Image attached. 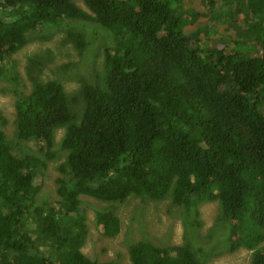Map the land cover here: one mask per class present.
I'll return each instance as SVG.
<instances>
[{
	"label": "trees",
	"instance_id": "obj_1",
	"mask_svg": "<svg viewBox=\"0 0 264 264\" xmlns=\"http://www.w3.org/2000/svg\"><path fill=\"white\" fill-rule=\"evenodd\" d=\"M186 1L83 0L88 13L73 0H0V11L30 8L24 19H0V72L43 27L80 20L115 38L98 82L73 99L58 81L32 78V93L17 100L16 136L35 142L46 159L15 155L0 131V264H116L83 253L81 196L107 203L169 197L189 213L218 202L230 251H252V264H264V0H220L229 9L218 11L239 15L245 2L263 34L256 57L238 50L248 41L231 38L221 50L195 47L183 30ZM67 36L78 50L88 45L81 32ZM57 147L67 154L60 200L40 205L37 179ZM96 224L108 238L121 232L112 212L97 213ZM129 254L131 264H202L188 245L136 242Z\"/></svg>",
	"mask_w": 264,
	"mask_h": 264
},
{
	"label": "rangeland",
	"instance_id": "obj_2",
	"mask_svg": "<svg viewBox=\"0 0 264 264\" xmlns=\"http://www.w3.org/2000/svg\"><path fill=\"white\" fill-rule=\"evenodd\" d=\"M73 1L90 13L83 0ZM230 1L236 5V0ZM213 5L207 0H188L180 5L183 30L192 44L221 50L226 44L232 45L227 43L231 38L233 41H248L247 45L238 47L242 55H260L262 49L256 39L262 38L263 34L256 23L258 18L252 17L245 2L241 1L238 6L239 15L227 17L218 13L220 10L227 12V5L221 4L220 0H214ZM29 14V6L17 4L15 8H2L0 19L11 22ZM74 31L85 34L88 43L85 49L78 50L68 40V33ZM113 43V35L95 23L69 20L58 27H43L32 32L27 45L6 59L0 72V131L5 133L15 155L28 154L46 159L35 142L20 141L16 136V103L19 97L32 93V78L42 82L58 81L73 99L85 83L95 85L98 82V76L104 72V51ZM74 108L80 115L84 110L82 101ZM64 134V129L57 131V143ZM56 152L57 159L48 160L44 176L37 179V187L41 189L37 196L40 205L60 200L57 180L62 176L59 166L67 154L58 147ZM80 198L79 211L86 219L87 230L82 251L92 260L131 264L130 246L136 242H148L163 248L188 245L202 264H252V251H230L229 223L221 220L218 202L201 204L189 213L185 207L174 205L169 197L161 201L131 197L124 203H107L88 196ZM99 212H112L120 218L118 236L108 238L103 234L96 224Z\"/></svg>",
	"mask_w": 264,
	"mask_h": 264
}]
</instances>
